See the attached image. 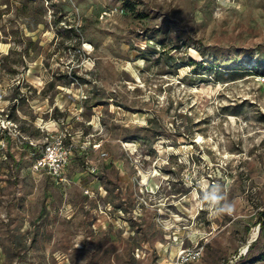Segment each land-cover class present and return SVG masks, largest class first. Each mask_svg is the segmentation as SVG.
Returning <instances> with one entry per match:
<instances>
[{
  "label": "rangeland",
  "instance_id": "rangeland-1",
  "mask_svg": "<svg viewBox=\"0 0 264 264\" xmlns=\"http://www.w3.org/2000/svg\"><path fill=\"white\" fill-rule=\"evenodd\" d=\"M261 211L264 0H0V264H264Z\"/></svg>",
  "mask_w": 264,
  "mask_h": 264
},
{
  "label": "built area",
  "instance_id": "built-area-1",
  "mask_svg": "<svg viewBox=\"0 0 264 264\" xmlns=\"http://www.w3.org/2000/svg\"><path fill=\"white\" fill-rule=\"evenodd\" d=\"M29 144L31 145V148H37L39 151L33 164L36 171L46 173L54 179L56 183L68 182L66 168L72 159L71 146H66L59 138L46 141L39 145L31 141ZM198 255V249L188 251L182 250L176 255L173 264H186L189 261L196 259Z\"/></svg>",
  "mask_w": 264,
  "mask_h": 264
},
{
  "label": "bare ground",
  "instance_id": "bare-ground-1",
  "mask_svg": "<svg viewBox=\"0 0 264 264\" xmlns=\"http://www.w3.org/2000/svg\"><path fill=\"white\" fill-rule=\"evenodd\" d=\"M202 138H201V136L199 137V139L197 140L198 142H202V140H201ZM150 173V172H149ZM149 173H146V172H143V174H142V179L143 180H147V184L149 183V178L154 174V171L153 172H151V174H149ZM149 174V175H148ZM155 187H156V183H155V181L154 180H152L151 182H150V185H149V188H150V190H155ZM152 192V191H151ZM194 210H195V207H194ZM173 216H175L176 218H175V222H177V220H180L181 219V217H179L178 215H173ZM178 216V217H177ZM172 219V218H171ZM173 252H174V250H171V254H173Z\"/></svg>",
  "mask_w": 264,
  "mask_h": 264
},
{
  "label": "trees",
  "instance_id": "trees-1",
  "mask_svg": "<svg viewBox=\"0 0 264 264\" xmlns=\"http://www.w3.org/2000/svg\"><path fill=\"white\" fill-rule=\"evenodd\" d=\"M260 216H261V222H260L261 225L262 221L264 222V211H261Z\"/></svg>",
  "mask_w": 264,
  "mask_h": 264
}]
</instances>
